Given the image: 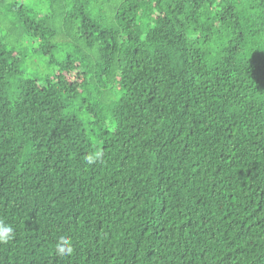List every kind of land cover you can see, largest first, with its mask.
<instances>
[{"label":"trees","instance_id":"16d2710c","mask_svg":"<svg viewBox=\"0 0 264 264\" xmlns=\"http://www.w3.org/2000/svg\"><path fill=\"white\" fill-rule=\"evenodd\" d=\"M2 14L47 71L0 37V264H264V0Z\"/></svg>","mask_w":264,"mask_h":264},{"label":"rangeland","instance_id":"374dc122","mask_svg":"<svg viewBox=\"0 0 264 264\" xmlns=\"http://www.w3.org/2000/svg\"><path fill=\"white\" fill-rule=\"evenodd\" d=\"M27 4H32V0H23ZM36 2V0H35ZM0 37L3 36L6 43H3L7 49L10 47H21L24 58L21 60V71L26 77H35L43 75L47 71L46 59L41 55L39 51V45L34 41H28L21 39L16 32L13 22L9 20V17L0 16Z\"/></svg>","mask_w":264,"mask_h":264},{"label":"clouds","instance_id":"9594fccd","mask_svg":"<svg viewBox=\"0 0 264 264\" xmlns=\"http://www.w3.org/2000/svg\"><path fill=\"white\" fill-rule=\"evenodd\" d=\"M99 156L100 153L98 151L90 153L84 157L85 163L88 165H92L96 162L97 159H99ZM12 234L13 229L11 227L4 226L0 228V243H7L12 238ZM60 239L63 241V243L57 245V251L59 253H64V244H67V240L64 237H61Z\"/></svg>","mask_w":264,"mask_h":264}]
</instances>
